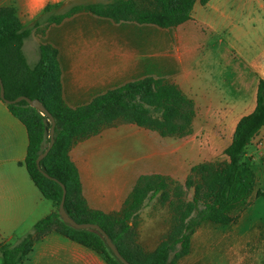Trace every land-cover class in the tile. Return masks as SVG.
<instances>
[{
  "label": "rangeland",
  "instance_id": "374dc122",
  "mask_svg": "<svg viewBox=\"0 0 264 264\" xmlns=\"http://www.w3.org/2000/svg\"><path fill=\"white\" fill-rule=\"evenodd\" d=\"M217 1L197 7L199 21L181 31L184 44L180 28L158 30L133 22L116 23L84 12L58 25L47 23L49 15L66 12L72 1L25 24H38L23 45L29 65L38 61L40 45L49 44L58 51L62 98L69 107L87 104L116 85L145 76L163 77L191 99L195 118L192 133L186 137L163 138L119 122L80 142V153L75 150L76 158L87 156L90 161L92 157V167L101 179L112 176L116 183L126 178L129 189L139 175L166 177L168 198L177 201L180 211L193 203L195 188L203 182L200 171L191 170L227 162L224 151L234 126L255 105L254 81L236 74L244 65L236 52L249 46L258 51L263 48L264 12L256 10L248 19H231L227 13L223 20L220 11L230 4ZM183 70L185 82L179 85ZM245 162L255 174V185L246 205L231 211L235 222L222 226L202 221L191 236L190 253L177 257L179 245L173 244L170 260L176 264H264V128L248 146ZM205 191L202 184L200 202L191 217L203 209ZM163 200L167 201L162 193L149 197L131 227L129 243L144 253L154 252L171 231L173 213Z\"/></svg>",
  "mask_w": 264,
  "mask_h": 264
},
{
  "label": "trees",
  "instance_id": "16d2710c",
  "mask_svg": "<svg viewBox=\"0 0 264 264\" xmlns=\"http://www.w3.org/2000/svg\"><path fill=\"white\" fill-rule=\"evenodd\" d=\"M210 0H113L109 3L94 0H73L64 13L48 14L63 2L47 5L38 18L48 16V24H60L78 13H89L113 22H133L141 26L162 29L176 28L191 20L195 4L206 5ZM38 26L22 24L13 7L0 6V78L5 98L19 96L40 100L55 120L54 144L40 161L46 178L37 168L36 160L49 145L48 118L25 101L6 105L9 112L25 126L28 146L25 168L42 196L51 201L54 211L37 221L31 231L14 246L0 245L1 264H22L34 242L55 232L98 253L107 264H121L95 231L79 230L64 223L58 213L62 197L60 183L66 189L64 208L77 223L99 225L110 237L120 254L130 264H176L170 260L171 247L179 245L177 257L191 251V236L202 221L228 226L235 222L231 215L235 207L246 205L255 185V174L245 162L248 146L264 127V79L259 78L255 107L236 123L231 141L224 154L227 162L218 167L201 165L191 172L201 174L192 204L180 211L177 201L169 200V182L161 175L140 176L119 213L105 214L89 208L82 196L79 173L69 157L79 141L98 135L103 129L123 122L156 132L163 138H183L192 133L195 110L193 102L177 85L163 77L145 76L119 84L75 108L62 98V70L58 51L49 44L40 45L39 58L29 65L23 51L24 41ZM1 101V100H0ZM46 121L49 122L47 126ZM48 129V142L45 144ZM45 144V147L43 145ZM207 173V174H206ZM202 184L206 191L203 209L195 217V205L200 202ZM164 196L173 221L167 238L151 253H144L129 243L131 227L149 197Z\"/></svg>",
  "mask_w": 264,
  "mask_h": 264
},
{
  "label": "crops",
  "instance_id": "0c3cea01",
  "mask_svg": "<svg viewBox=\"0 0 264 264\" xmlns=\"http://www.w3.org/2000/svg\"><path fill=\"white\" fill-rule=\"evenodd\" d=\"M68 1L73 0H0V6L13 7L20 22L25 25L37 19L47 5ZM210 3L211 0L204 6L195 4L191 20L176 27L180 28L179 35L182 36L180 40L181 44H184L183 42L186 41V37L181 33L183 28L188 29L190 28L188 27L190 24H195L199 21L200 16L195 14L196 9H198L197 7L205 8ZM216 3L230 4L229 8L220 11L223 20L227 13L231 19H241L243 17H247L246 19H248L256 13V10L264 12V6H254L259 3L264 4V1L261 2V0H219ZM227 10L230 12H226ZM137 26L143 27L141 25ZM148 27L158 30L174 29H162L155 26ZM262 34L264 37V31ZM236 54L237 58L244 64L242 67H238L236 74L238 76L244 75L248 80L254 81L255 100L258 79H264V46L259 51L254 47L252 48V46L242 50L239 48ZM184 74L185 71L183 70L181 73L182 79L177 84L180 85L185 82L183 79L185 77ZM82 141L77 142L72 147L69 157L78 170L83 198L89 208L93 210H98L105 214L119 213L141 175L138 176L130 189L128 188L126 178H121L116 183H113L112 180L114 179L112 176L101 179L92 167V157L90 161L87 156L75 157V150L78 153L81 152L79 147ZM27 146L28 136L25 126L0 101V245L14 246L25 234L31 231L37 221L54 211L52 202L42 196L25 168L24 161ZM22 264L107 263L95 251L73 242L58 233L52 232L34 242L31 251Z\"/></svg>",
  "mask_w": 264,
  "mask_h": 264
},
{
  "label": "water",
  "instance_id": "95a60500",
  "mask_svg": "<svg viewBox=\"0 0 264 264\" xmlns=\"http://www.w3.org/2000/svg\"><path fill=\"white\" fill-rule=\"evenodd\" d=\"M0 100L5 104V105H11V104H16L20 101H25L31 108L35 109L42 115L46 116L48 118V121L50 122V128H49V145L45 149L43 153H41L37 160H36V165L38 170L46 177L49 179L54 180L53 178L49 177L45 172L40 167V161L47 155L49 150L52 148L54 144V131H55V120L52 117V115L49 113V111L45 108L43 103L38 100V99H29L26 96H19L14 100H7L5 98V93H4V87L0 78ZM60 186L62 188V197L61 201L59 203L58 207V213L61 218V220L70 225L71 227L79 230H92L97 232L105 241L107 247L110 249L112 254L116 257V259L121 263V264H130L118 251L108 234L97 224L93 223H77L75 222L69 215L66 213L65 208H64V202H65V196H66V189L63 184L60 183Z\"/></svg>",
  "mask_w": 264,
  "mask_h": 264
}]
</instances>
